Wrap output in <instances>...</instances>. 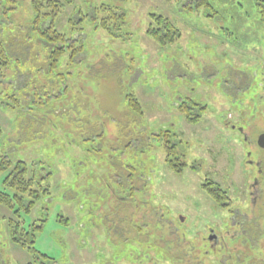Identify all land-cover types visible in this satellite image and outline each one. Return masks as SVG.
<instances>
[{"label": "rangeland", "instance_id": "1", "mask_svg": "<svg viewBox=\"0 0 264 264\" xmlns=\"http://www.w3.org/2000/svg\"><path fill=\"white\" fill-rule=\"evenodd\" d=\"M58 1L63 5L54 25L67 38L81 43L83 52L72 59L65 52L52 68L49 51L55 45L34 29L32 0H0V49H5L7 59L0 56V163L5 159L12 164L0 171V190L11 193L4 188L3 179L19 160L26 162V178L36 175L39 194L41 188L49 189L44 196L40 194L28 214L17 203L11 208L0 204V264L114 261L118 249L109 245L101 220L109 208L96 209L91 232H85L90 198L83 199V208L75 199L88 181L95 187L104 183L101 178L111 171L110 160L116 153L107 146L127 143L123 138L127 134L142 138L145 186L151 194L143 212L151 213L156 200L167 217L166 209L173 201L169 190L174 184L184 188L179 180L191 183L196 178V183H202L219 179L227 167V154L236 149L226 139L231 131L216 127L215 115L230 113L231 120H237V109L231 106L234 99L264 98L260 85L264 80L260 18L264 0ZM115 10L124 18L115 19ZM151 15L167 18L178 30V38L169 44L153 40L146 32L154 25ZM224 80L228 82L225 92L219 86ZM128 95L140 105L139 112L126 105ZM190 100L207 104L195 126L185 121L190 104L181 106ZM259 103L256 119L261 122L264 102L259 99ZM249 114L244 112L245 119ZM133 118L137 121L132 122ZM166 129L177 132L185 146L187 156L182 161L186 165L180 166L179 174L165 161L169 154L163 144L153 139ZM191 151L205 152L204 162L199 161L198 166ZM211 159L219 163L211 164ZM190 193L204 199L197 186L188 189ZM174 202L173 206L180 201ZM9 222H18L22 240L28 239L27 230L41 225L32 231L34 243L25 240L27 246H22L12 241ZM105 225L111 226L110 222ZM148 234L145 231L144 237ZM186 236V240L181 238L183 246L194 240ZM161 239L170 240L168 230ZM184 251L177 252L176 264L186 263H180L189 257ZM151 257L149 250L141 262L129 264H151ZM169 257L163 254L160 264H170ZM114 262L125 264L123 260Z\"/></svg>", "mask_w": 264, "mask_h": 264}, {"label": "flooded vegetation", "instance_id": "2", "mask_svg": "<svg viewBox=\"0 0 264 264\" xmlns=\"http://www.w3.org/2000/svg\"><path fill=\"white\" fill-rule=\"evenodd\" d=\"M263 82L260 85L264 87ZM227 83V80L219 83L223 92ZM236 86L241 89L240 82ZM254 99L233 100L231 106L237 109V120H231L230 113L215 115L213 119L219 130L231 131L232 134H227L226 139L236 148L227 154V167L219 174V179H205L202 183H196V178L191 183L179 180L178 183H184L185 187L174 184L170 188L169 196L173 201L170 200L171 206L166 209L167 217L155 200L152 209L154 241L151 247H145L143 242V210L149 194L146 191L142 160L145 144L140 136L129 137L127 134L123 137L128 139L127 143L115 147L108 145L116 153L110 160L111 171L101 178V181L105 180L104 183L101 187H95L88 181L75 194L80 208L85 204L83 199L90 198L85 210L89 227L85 228V232H91L93 212L96 209L103 212V208L108 207L109 213L103 215L101 220L109 245L118 249L114 261L123 260L125 264L130 261L141 262L145 251L152 250L154 264H160V260L164 259L161 258L163 254L170 255V264H176L177 252L184 249L183 254L189 257H184L180 263L184 260L185 264H264V140L260 137L264 134V119L261 122L256 119V108L261 106L259 99L264 102V98ZM189 102L181 106L190 104L185 121L195 126L201 121L200 115L202 110H206L207 104ZM245 111L250 112L248 119L244 117ZM258 112H262V109H258ZM135 121L133 118L132 122ZM176 134L166 129L154 134L153 139L163 144L162 147L169 154V157L165 155V161L175 174H179L182 170L180 166L186 165L182 159L187 153L182 139ZM179 134L184 135V132L180 130ZM116 138L121 141L119 136ZM99 146L95 145V148ZM127 151L128 157L123 159ZM190 153L195 154L197 165L199 161L203 163L207 156L200 151ZM210 161L211 164L219 163L213 159ZM190 169L193 173L196 171L193 166ZM195 186L204 199L193 193L187 194L188 189L193 190ZM160 197L161 194L158 199ZM98 200L104 204H99ZM174 201L178 205L173 206ZM107 222H110V227L105 225ZM166 230L170 240L162 242ZM186 235L194 240L183 246L185 241H181V238L186 240ZM129 239L136 241L131 242ZM211 259L213 261L205 262ZM114 261L104 264H115Z\"/></svg>", "mask_w": 264, "mask_h": 264}, {"label": "trees", "instance_id": "3", "mask_svg": "<svg viewBox=\"0 0 264 264\" xmlns=\"http://www.w3.org/2000/svg\"><path fill=\"white\" fill-rule=\"evenodd\" d=\"M32 10L34 13L33 19V27L34 29L40 32V35L44 37L45 41H50L55 46L50 48L49 56H50V65L51 67H56L57 59L64 54L65 52L69 53V57L72 59L73 57L81 54L83 52V46L81 43L76 44L75 39H69L65 34L59 32L55 25V19L60 14V8L62 7V2L58 0H32ZM114 18H124L123 13H119L117 10L112 11ZM261 12V21L264 27V5L260 8ZM151 20L154 22V25H150L147 29V34L156 42L160 44H169L175 41L178 38L179 33L176 27L165 17L160 15H151ZM105 23H103V26ZM0 56L4 58L6 61V51L4 48L0 49ZM66 88V87H65ZM64 88V89H65ZM67 92V89L64 90ZM58 94V93H57ZM126 105L128 108L136 111H140V105L136 101V99L132 95H128L126 100ZM71 109V108H70ZM89 139V137L87 138ZM86 139V140H87ZM167 148V147H166ZM11 162L9 160H3L0 163V171H4L11 166ZM27 173L26 162L19 160L15 164H13L10 172L4 177L3 183L4 188H8L11 193L6 192L5 190H0V204L5 205L8 208H11L14 204H19V206L25 207V211L30 213L31 208L34 206L35 202L40 198V194L44 196L48 193V187L41 188L40 194L36 190V185H40L36 175L30 176L28 178L25 177ZM28 198V199H26ZM27 200V201H26ZM26 201V202H25ZM25 203V204H24ZM146 203V201H145ZM152 212L147 213L144 219V232H148L149 234L144 237L145 247L153 245L154 236H153V218ZM18 222L8 223V232L12 241L22 245L27 246L24 242L25 240L29 243H34L35 231L34 229H40L41 225L33 226L32 229L26 231V235L28 239L22 240L19 237L17 232ZM150 229L152 230L150 232ZM148 230V231H147ZM18 235L16 237L15 235ZM30 236V238L28 237ZM150 236H152V241H150ZM128 241H136L129 239ZM152 251V250H151ZM145 253H149V250H146ZM41 256L47 257L45 254H41ZM153 254L151 259L153 258ZM154 264V261L151 262Z\"/></svg>", "mask_w": 264, "mask_h": 264}, {"label": "water", "instance_id": "4", "mask_svg": "<svg viewBox=\"0 0 264 264\" xmlns=\"http://www.w3.org/2000/svg\"><path fill=\"white\" fill-rule=\"evenodd\" d=\"M260 137H262V140H264V134H262Z\"/></svg>", "mask_w": 264, "mask_h": 264}]
</instances>
